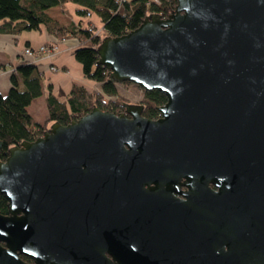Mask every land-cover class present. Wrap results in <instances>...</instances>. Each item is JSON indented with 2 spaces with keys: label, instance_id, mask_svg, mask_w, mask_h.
<instances>
[{
  "label": "water",
  "instance_id": "1",
  "mask_svg": "<svg viewBox=\"0 0 264 264\" xmlns=\"http://www.w3.org/2000/svg\"><path fill=\"white\" fill-rule=\"evenodd\" d=\"M97 52L161 116L95 107L10 148L0 264H264V0H177Z\"/></svg>",
  "mask_w": 264,
  "mask_h": 264
},
{
  "label": "trees",
  "instance_id": "2",
  "mask_svg": "<svg viewBox=\"0 0 264 264\" xmlns=\"http://www.w3.org/2000/svg\"><path fill=\"white\" fill-rule=\"evenodd\" d=\"M66 3L78 5V24L62 25L48 15L49 9ZM176 4L177 0H161L159 3L151 0H0V34L19 35L44 28L58 40L75 38L79 45L74 56L82 66L84 77L101 86L98 90L74 82L66 94L63 91L57 95L50 93L46 98L48 118L41 124L33 118L28 107L43 95L44 78L36 63L22 60L11 74L9 91L0 93V161L8 157L10 148L36 140L54 122L67 125L95 107L116 114L122 112L128 100L119 94L109 70L98 64L97 49L104 37L127 34L136 29L148 14L168 17ZM91 16L97 19V23ZM98 27L103 35L98 33ZM48 88L51 91L52 84ZM143 93L142 115L158 119L159 107L166 103V96L156 89L143 90ZM0 213L8 214V202L4 196H0Z\"/></svg>",
  "mask_w": 264,
  "mask_h": 264
},
{
  "label": "crops",
  "instance_id": "3",
  "mask_svg": "<svg viewBox=\"0 0 264 264\" xmlns=\"http://www.w3.org/2000/svg\"><path fill=\"white\" fill-rule=\"evenodd\" d=\"M78 5L66 3L53 7L47 11L48 15L62 25L78 24L80 18L76 11ZM45 44L56 45L59 50L51 57H40L35 63L41 71L46 85L41 97L33 100L28 107L33 118L43 124L48 118L46 98L50 93L57 95L60 91L65 94L71 90L74 82L85 86L99 87V84L91 82L84 77L81 64L75 59L74 51L79 45L75 38L58 40L42 28L40 31H24L19 35L0 34V93L6 94L10 87V77L16 66L22 60H30L24 50L27 47L37 49ZM55 66L58 70H53ZM52 84L50 91L48 85ZM119 87V86H118Z\"/></svg>",
  "mask_w": 264,
  "mask_h": 264
},
{
  "label": "rangeland",
  "instance_id": "4",
  "mask_svg": "<svg viewBox=\"0 0 264 264\" xmlns=\"http://www.w3.org/2000/svg\"><path fill=\"white\" fill-rule=\"evenodd\" d=\"M151 1H154V0H151ZM91 17H92L93 22L97 23V19L95 17L93 18V16H91ZM97 30H98V33L100 32L101 35H103V32L101 31L100 27H98ZM58 50H59V48L57 49V52H58ZM57 52H55V54ZM45 57H48V56H45ZM117 85L119 86V87L117 86L119 89V94L128 100V101H125V103L143 105L142 99H143L144 93H143L142 88H140L138 85H135L133 83H126V82L121 83V84H117ZM89 87H93V86H89ZM100 88H101L100 85L97 88L94 87V89H98V90H100Z\"/></svg>",
  "mask_w": 264,
  "mask_h": 264
},
{
  "label": "built area",
  "instance_id": "5",
  "mask_svg": "<svg viewBox=\"0 0 264 264\" xmlns=\"http://www.w3.org/2000/svg\"><path fill=\"white\" fill-rule=\"evenodd\" d=\"M154 1L159 3L161 0H154ZM57 49L58 48L56 45L45 44V45H42L41 47H39L37 49L27 47L24 50V54L32 60V61H30V60H27V61L35 63L42 56L51 57L52 55L55 54V52H57ZM51 68L53 70H57V68L55 66H52Z\"/></svg>",
  "mask_w": 264,
  "mask_h": 264
},
{
  "label": "flooded vegetation",
  "instance_id": "6",
  "mask_svg": "<svg viewBox=\"0 0 264 264\" xmlns=\"http://www.w3.org/2000/svg\"><path fill=\"white\" fill-rule=\"evenodd\" d=\"M124 106V105H123ZM122 112H125V108H124V110L122 111ZM122 112H120V113H122ZM142 113H143V111H142ZM160 116H161V113H160ZM182 190H186V187H182ZM181 196V195H180ZM180 198H182V197H180ZM21 257H24V258H26V259H23L24 261H26V262H28V263H33V260L31 259V258H29V257H27V256H21Z\"/></svg>",
  "mask_w": 264,
  "mask_h": 264
}]
</instances>
